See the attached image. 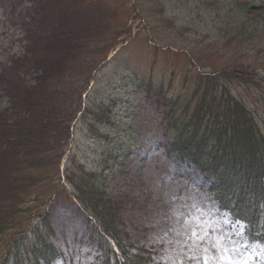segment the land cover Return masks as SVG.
Instances as JSON below:
<instances>
[{"label": "rangeland", "instance_id": "1", "mask_svg": "<svg viewBox=\"0 0 264 264\" xmlns=\"http://www.w3.org/2000/svg\"><path fill=\"white\" fill-rule=\"evenodd\" d=\"M241 67L264 77V0H0V264H264L169 148L206 75ZM258 81L220 84L264 137ZM103 198L125 257L85 208Z\"/></svg>", "mask_w": 264, "mask_h": 264}, {"label": "trees", "instance_id": "2", "mask_svg": "<svg viewBox=\"0 0 264 264\" xmlns=\"http://www.w3.org/2000/svg\"><path fill=\"white\" fill-rule=\"evenodd\" d=\"M247 4H240V8L247 9ZM256 76L254 71L243 67L222 68L206 75L208 80H204L206 87L198 97L197 112L189 120L190 130H186L182 137L178 134L175 138L172 134L176 140L171 146L182 159L213 174L211 188L216 187L214 194L221 206L234 218L244 221L252 228L253 235L260 238L264 235V137L248 109L222 86L223 83L220 84L221 80L246 84L251 81L259 84L258 79L264 81V77ZM220 85L222 91L218 102L221 105L216 103L215 93L211 90L212 87L219 89ZM209 115L212 119L208 118ZM199 118L208 121L203 136L197 140V130L203 123ZM171 131L175 132L174 129ZM208 141L211 146L204 149ZM104 199L96 205L86 203L85 208L99 220L105 233L116 237L119 230L107 217V213H111ZM117 244L125 255L120 243Z\"/></svg>", "mask_w": 264, "mask_h": 264}, {"label": "snow or ice", "instance_id": "3", "mask_svg": "<svg viewBox=\"0 0 264 264\" xmlns=\"http://www.w3.org/2000/svg\"><path fill=\"white\" fill-rule=\"evenodd\" d=\"M200 209L199 208H197L196 209V211H199ZM195 234V233H194ZM226 237H224L223 236V234H220L218 237H217V239L219 240V241H223L224 239H225ZM227 239H231L230 237H227ZM223 251L225 252V253H227V252H229L230 250L227 248V247H224L223 248ZM205 264H208V261L207 260H205ZM228 264H232V261H231V258L230 257H228Z\"/></svg>", "mask_w": 264, "mask_h": 264}]
</instances>
